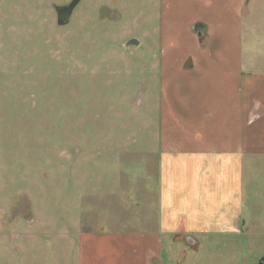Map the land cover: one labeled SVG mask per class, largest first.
<instances>
[{"label": "rangeland", "instance_id": "374dc122", "mask_svg": "<svg viewBox=\"0 0 264 264\" xmlns=\"http://www.w3.org/2000/svg\"><path fill=\"white\" fill-rule=\"evenodd\" d=\"M70 1L0 0V264H79L109 193L158 186L161 0H79L58 23ZM243 3L245 57L264 0Z\"/></svg>", "mask_w": 264, "mask_h": 264}, {"label": "crops", "instance_id": "0c3cea01", "mask_svg": "<svg viewBox=\"0 0 264 264\" xmlns=\"http://www.w3.org/2000/svg\"><path fill=\"white\" fill-rule=\"evenodd\" d=\"M244 3L161 0L158 186L139 189V203L129 192L109 193L106 209L115 217L103 221L104 230L81 233L79 264H259L264 257V247L257 250L264 239V35L244 57ZM256 9L249 5L247 18ZM246 26L264 34L260 16Z\"/></svg>", "mask_w": 264, "mask_h": 264}, {"label": "water", "instance_id": "95a60500", "mask_svg": "<svg viewBox=\"0 0 264 264\" xmlns=\"http://www.w3.org/2000/svg\"><path fill=\"white\" fill-rule=\"evenodd\" d=\"M79 0H71L70 3L67 5L69 11L75 6V4L78 2ZM58 23H61V21L58 19ZM198 34L200 35V31L198 32ZM129 43H137V41L135 40H131L129 41ZM259 264H264V257L259 261Z\"/></svg>", "mask_w": 264, "mask_h": 264}, {"label": "flooded vegetation", "instance_id": "af4514ba", "mask_svg": "<svg viewBox=\"0 0 264 264\" xmlns=\"http://www.w3.org/2000/svg\"><path fill=\"white\" fill-rule=\"evenodd\" d=\"M68 13V15L71 13V10L69 11L68 7H62V8H59L56 10V14L58 16V19H59V16L61 15V13Z\"/></svg>", "mask_w": 264, "mask_h": 264}]
</instances>
